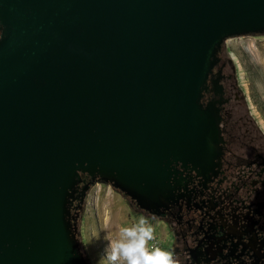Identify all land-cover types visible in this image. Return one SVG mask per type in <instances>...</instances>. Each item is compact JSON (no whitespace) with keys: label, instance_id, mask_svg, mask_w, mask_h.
<instances>
[{"label":"water","instance_id":"1","mask_svg":"<svg viewBox=\"0 0 264 264\" xmlns=\"http://www.w3.org/2000/svg\"><path fill=\"white\" fill-rule=\"evenodd\" d=\"M257 33L264 0H0V264H88L97 182L158 215L174 163L220 156L201 98L224 41Z\"/></svg>","mask_w":264,"mask_h":264},{"label":"flooded vegetation","instance_id":"2","mask_svg":"<svg viewBox=\"0 0 264 264\" xmlns=\"http://www.w3.org/2000/svg\"><path fill=\"white\" fill-rule=\"evenodd\" d=\"M219 57L201 102H213L220 115V156L174 163V199L158 215L144 211L161 223L165 264H264V134L236 108L232 72Z\"/></svg>","mask_w":264,"mask_h":264},{"label":"rangeland","instance_id":"3","mask_svg":"<svg viewBox=\"0 0 264 264\" xmlns=\"http://www.w3.org/2000/svg\"><path fill=\"white\" fill-rule=\"evenodd\" d=\"M220 55L232 72L236 108L246 111L264 134V33L229 37ZM77 236L88 264H154L152 246L163 247L159 220L103 182L87 190Z\"/></svg>","mask_w":264,"mask_h":264},{"label":"built area","instance_id":"4","mask_svg":"<svg viewBox=\"0 0 264 264\" xmlns=\"http://www.w3.org/2000/svg\"><path fill=\"white\" fill-rule=\"evenodd\" d=\"M153 250L152 253L154 255V257L152 258V261L154 264H159L160 262L162 264H165L164 259H165V252L164 249L157 244H154L152 246Z\"/></svg>","mask_w":264,"mask_h":264}]
</instances>
